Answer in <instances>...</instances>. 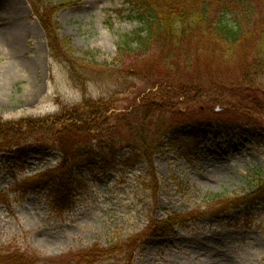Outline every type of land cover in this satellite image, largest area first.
<instances>
[{"label":"rangeland","instance_id":"rangeland-1","mask_svg":"<svg viewBox=\"0 0 264 264\" xmlns=\"http://www.w3.org/2000/svg\"><path fill=\"white\" fill-rule=\"evenodd\" d=\"M49 1L67 3L53 20L56 34L70 40L78 58L91 54L112 63L119 41L139 26L120 0ZM182 43L195 44L190 35ZM124 73L75 85L64 64L50 57L30 2L0 0V122L52 118L86 99H106L114 114L129 112L151 85L136 71ZM150 101L156 105L158 98ZM175 110L179 116L192 111L198 124L213 128L182 151L166 142L149 161L118 157L111 170L95 171V181L67 202L33 186L37 175L58 166V152L36 147L21 162L0 153V264H16L15 257L24 264H264V195L252 207L220 214L214 204L262 186L264 116L255 131H227L222 120L235 117L208 98ZM213 195L221 198L211 200ZM174 213L186 218L163 236L148 233L149 225ZM132 247L137 249L128 262L125 252Z\"/></svg>","mask_w":264,"mask_h":264},{"label":"trees","instance_id":"trees-1","mask_svg":"<svg viewBox=\"0 0 264 264\" xmlns=\"http://www.w3.org/2000/svg\"><path fill=\"white\" fill-rule=\"evenodd\" d=\"M28 1L44 31L50 57L64 64L75 85L103 82L126 71H136L137 77L151 85L126 113L114 114V107L99 98L86 99L52 118L0 122V153L12 154L14 162H21L36 147L60 154L58 166L37 175L33 185L49 188L56 201L67 202L87 189L89 181H95L94 172L111 170L118 157L149 161L164 150L166 142L178 144L177 149L182 151L184 144L205 138L211 125L198 124L192 111L179 116L175 110L191 99L205 97L227 109L235 117L233 121L222 120L227 131L245 127L255 131L261 124L264 0H221L216 4L210 0H120L131 8L139 26L119 41L112 63L99 62L91 54L75 57L70 40L58 37L53 18L67 3L43 0L45 5H35ZM188 35L195 43L192 48L182 43ZM153 98H158L156 105L150 101ZM183 154L188 153L184 150ZM261 184L239 199L214 202L220 207L216 210L220 214L240 206L252 207L263 200L264 177ZM219 197L213 195L211 200ZM184 217L178 213L166 215L155 221L154 227L149 225L148 233L163 236ZM136 249L125 252L128 262ZM89 253L95 254L91 250ZM15 258L16 264H24L22 258Z\"/></svg>","mask_w":264,"mask_h":264},{"label":"bare ground","instance_id":"bare-ground-1","mask_svg":"<svg viewBox=\"0 0 264 264\" xmlns=\"http://www.w3.org/2000/svg\"><path fill=\"white\" fill-rule=\"evenodd\" d=\"M16 30H18V31H22V29L21 28H18V29H16ZM12 48L14 49V50H17L18 49V47H17V43H15V44H12Z\"/></svg>","mask_w":264,"mask_h":264}]
</instances>
